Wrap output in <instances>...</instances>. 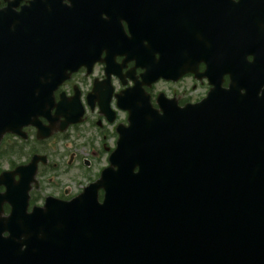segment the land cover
Segmentation results:
<instances>
[{
  "label": "water",
  "instance_id": "1",
  "mask_svg": "<svg viewBox=\"0 0 264 264\" xmlns=\"http://www.w3.org/2000/svg\"><path fill=\"white\" fill-rule=\"evenodd\" d=\"M155 1L34 0L20 11L1 10L0 144L34 123L66 72L83 63L80 33L105 34L98 14L105 4H121L135 20L141 6L152 10ZM175 1L189 11L180 20L191 15L196 44L207 34L203 20L219 36L207 61L234 69L229 86L215 75L200 104L166 103L164 117L153 116L139 98L134 104L136 91L126 92L130 125L121 131L112 166L67 204L27 215L28 196L1 175L7 192L0 193V264H264V22L255 26L254 42L249 10L233 0ZM241 37L245 49L257 44L256 68L247 63L245 73ZM201 46L197 57L205 52ZM158 71L156 77L164 75Z\"/></svg>",
  "mask_w": 264,
  "mask_h": 264
},
{
  "label": "flooded vegetation",
  "instance_id": "2",
  "mask_svg": "<svg viewBox=\"0 0 264 264\" xmlns=\"http://www.w3.org/2000/svg\"><path fill=\"white\" fill-rule=\"evenodd\" d=\"M32 1L0 0V11L9 5L20 11ZM233 1L238 8H246L245 14L249 10L251 38L255 42V26L264 22V0ZM176 3L156 0L152 10L140 5L135 20L128 19L130 12L121 4H105L103 12L98 11L99 21L106 25L105 34L88 31L84 36L83 32L78 34L81 37L78 49L82 51L78 58L83 63L72 73L66 72L69 76L54 91L53 102L44 107V113L31 118L37 124L21 127L20 134H6L0 144V175L6 172L12 189L17 192L19 186L22 195L28 196L27 212L44 208L48 202L72 201L100 181L120 146L121 131L130 124V112L123 108L126 92L136 91L138 95L132 96L134 104L139 98L142 105L155 112L153 116L164 117L166 103L177 109L201 103L211 91L212 78L218 77L223 80L222 86L228 87L234 69L229 66L218 69L207 61L210 54L206 51L210 52L219 36L203 20L199 26L207 29V34L202 46L196 44V32L192 21H188L191 15L180 20L189 11L177 9ZM162 6L170 8L161 9ZM179 26L185 29L180 30L182 34ZM244 40L242 37L238 40L241 73L248 70L247 63L255 64L257 55V44L245 49ZM198 46L205 52L197 57ZM154 70L163 71L164 75L156 77ZM148 72L153 74L146 75ZM5 191L6 187L0 185V192ZM103 196L101 189L98 198L103 200ZM17 200L20 195L14 201ZM10 211L11 204H4L3 213L9 216Z\"/></svg>",
  "mask_w": 264,
  "mask_h": 264
}]
</instances>
